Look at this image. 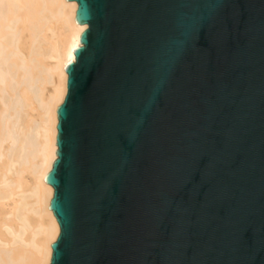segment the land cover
Listing matches in <instances>:
<instances>
[{
	"label": "water",
	"instance_id": "1",
	"mask_svg": "<svg viewBox=\"0 0 264 264\" xmlns=\"http://www.w3.org/2000/svg\"><path fill=\"white\" fill-rule=\"evenodd\" d=\"M50 264H264V0H70Z\"/></svg>",
	"mask_w": 264,
	"mask_h": 264
},
{
	"label": "bare ground",
	"instance_id": "2",
	"mask_svg": "<svg viewBox=\"0 0 264 264\" xmlns=\"http://www.w3.org/2000/svg\"><path fill=\"white\" fill-rule=\"evenodd\" d=\"M77 10L70 0H0V264H50L61 233L46 179L66 68L88 29Z\"/></svg>",
	"mask_w": 264,
	"mask_h": 264
},
{
	"label": "rangeland",
	"instance_id": "3",
	"mask_svg": "<svg viewBox=\"0 0 264 264\" xmlns=\"http://www.w3.org/2000/svg\"><path fill=\"white\" fill-rule=\"evenodd\" d=\"M27 179L32 183L33 182V179L30 175H27Z\"/></svg>",
	"mask_w": 264,
	"mask_h": 264
}]
</instances>
